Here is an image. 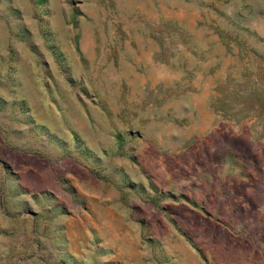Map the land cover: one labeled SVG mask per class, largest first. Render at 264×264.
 <instances>
[{"label": "rangeland", "instance_id": "rangeland-1", "mask_svg": "<svg viewBox=\"0 0 264 264\" xmlns=\"http://www.w3.org/2000/svg\"><path fill=\"white\" fill-rule=\"evenodd\" d=\"M0 264H264V0H0Z\"/></svg>", "mask_w": 264, "mask_h": 264}, {"label": "crops", "instance_id": "crops-1", "mask_svg": "<svg viewBox=\"0 0 264 264\" xmlns=\"http://www.w3.org/2000/svg\"><path fill=\"white\" fill-rule=\"evenodd\" d=\"M249 144H250V147L253 149V147H254L253 144L252 143H249ZM204 154L206 155V159H210V161H208L209 163H214V159L218 158L219 155H221V152L217 151L216 149H214V150L210 149L208 151L205 149L204 150ZM260 155L261 154H259L257 157H259ZM217 168H218L217 165H215V163H214V167L213 168L212 167H209L208 165H201V167H198V170L200 171V174H203L204 176H207L208 174H206V172L209 171L208 169H211L213 171V173H214V171L217 170ZM208 181H210V182H207L206 184H202V186L203 185L204 186H207V187L209 186L211 188V190H212L211 192L214 193L216 187L213 184V182H211L212 180H208ZM240 186H242V185H240ZM252 190L254 191V189H252ZM180 194H181L180 195V198L182 199V201L187 202L190 205H193L194 204V201H193V197L192 196L186 194V192H184V191H182ZM202 199L204 200L203 197H199V199H196V200H202ZM236 202H237V204H240L241 203L240 200H237Z\"/></svg>", "mask_w": 264, "mask_h": 264}]
</instances>
